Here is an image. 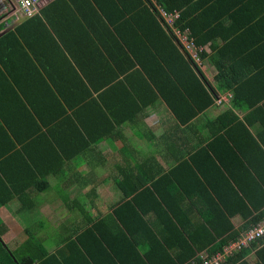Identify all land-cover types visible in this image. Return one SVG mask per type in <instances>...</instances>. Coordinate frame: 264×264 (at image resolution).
<instances>
[{
  "label": "crops",
  "instance_id": "crops-1",
  "mask_svg": "<svg viewBox=\"0 0 264 264\" xmlns=\"http://www.w3.org/2000/svg\"><path fill=\"white\" fill-rule=\"evenodd\" d=\"M93 1L97 0H46L39 6L37 15L13 28L21 29L25 44L20 42L21 46L8 58L13 66V69L7 68L12 76L9 79L10 89L0 88V97L4 96L2 92L14 94L29 110L36 108L37 113L33 114L32 119L27 118L24 124L14 126L10 139L15 149H20L23 144H18L14 139L20 132L18 139L30 144L26 155L33 171H45L50 168V163L52 166L55 164V167L57 161L61 162L56 175L44 176L46 190L29 194L31 206L25 215L18 212L19 204L15 200L0 206L1 249L20 254L18 247L26 243L25 251L32 254L31 257L21 255L20 262L15 259L18 264H151L145 261L144 256L152 264H160L159 246L163 244V236L170 231L167 229L177 227L187 236L194 231L193 225L197 220L202 219L205 210V201L202 200L204 192L197 182L204 181L207 187H219L222 184L236 187L227 169L238 180L240 174L244 173L241 162L247 169L249 165L250 168L252 165L254 167V151L261 149L264 152V118L261 114L254 116L256 107L264 108V99L250 107L253 102L243 101L240 96L235 98L233 90L222 84V80L216 79L218 72L209 62V58L216 55L211 49V41L197 46L190 31L187 28L181 30L178 26L181 24H176L185 10L167 13L159 1L152 0L163 21V30L174 37L175 44L177 40L173 28L185 33L194 49L201 47L200 53L208 48L204 58H200L199 52L197 57L201 67L208 65L209 71L214 74L213 81L205 77V71L198 64H193L212 100L209 106L182 123L155 89L153 94L149 92L143 83L148 78L138 66L130 68L129 61L121 56L109 60L107 52L120 53L111 45L106 25L107 31H100L101 26L96 28L97 39L93 41V46L99 49L93 51L90 59L94 58V62L99 59L101 64L96 63L93 67L98 64L100 71L109 65L104 79L111 80L106 84L108 86H103L105 88L96 91L89 89L76 68L78 61L89 56H85L83 46L77 43L79 34L73 24L80 22L84 26L82 22H85L91 26L99 13L96 11L94 17L88 16ZM205 1L209 0L197 4L200 8L193 13L203 12L212 3ZM82 2L88 3L90 8L86 10ZM76 7H83L86 13L84 11L79 15L75 11ZM161 14L166 16V22ZM128 19L129 15L123 23ZM223 21L224 18L220 22ZM99 32L106 36L101 37ZM101 44L109 50L102 51ZM179 48L190 61V53L183 52L181 46ZM99 53L107 61H101ZM243 69L242 73L247 74V70ZM73 72L84 82V86L79 85ZM249 72L254 74L256 70ZM49 78L57 84L58 92ZM94 79L97 84L99 79L97 76ZM65 81L74 83L78 89H71ZM118 82L121 85L116 87ZM0 86H3L1 79ZM125 87H128L126 91L132 92V100H137L140 110L131 100L128 107V94L123 93ZM49 90L55 94L54 98ZM106 90H114L112 98L124 106L126 103V109L130 108L133 115L124 118L126 116L123 114L117 120L113 113L118 112L116 108L119 104L113 101L103 103L98 98V94H105ZM86 91L89 95L82 100V93ZM91 99L93 103L88 104ZM217 99L219 103H216ZM57 101L62 105L60 116L56 114L60 110V107L56 109ZM94 103L106 109L103 111L106 119L102 118L98 124L93 119L94 114L90 113L95 108ZM67 117L69 120H66ZM102 132L105 134L104 139L97 141L103 138L100 136ZM86 137L96 141H86ZM57 138H70L76 144H82L84 140L86 144L80 151H51L49 145L55 148L53 140H62ZM107 139L114 141L109 142ZM196 152L200 156L197 154L194 157ZM217 168L221 173L215 178L213 175H216ZM162 176H168L169 179L156 184L155 181ZM150 177L152 180H149ZM153 184L157 188L156 200L151 203L145 197L137 198L143 211H138L139 221L133 225L131 209L120 210L121 203L131 201L136 192L133 189V193L125 197V192L129 191L126 188L140 185L152 189ZM231 221L237 230L246 220L237 215ZM123 224L127 225L131 233L127 236V242L123 241L118 230L123 229ZM27 227H41L42 232L36 234L33 241L29 237L33 230ZM21 230L24 236L11 243L12 248L2 241L5 235L10 233L9 236L16 237ZM89 230L91 234H88ZM234 242L226 246L231 247ZM246 248L250 249L245 258L250 264H264L256 257L258 247L253 249L250 245ZM134 252L144 261L138 263ZM203 252L206 251L203 249L200 253ZM118 260H122L121 263Z\"/></svg>",
  "mask_w": 264,
  "mask_h": 264
},
{
  "label": "trees",
  "instance_id": "trees-1",
  "mask_svg": "<svg viewBox=\"0 0 264 264\" xmlns=\"http://www.w3.org/2000/svg\"><path fill=\"white\" fill-rule=\"evenodd\" d=\"M109 1H93L92 9H89L90 5L88 3L82 2L81 5L92 13L88 12V16L94 17L96 11L99 13L96 18L94 17V22H91L93 27L85 22H82L84 26L80 22L73 24L75 31L79 34L77 43L83 46L85 56H89L88 59H81L82 62L78 61L76 67L82 74L81 76L85 84L89 86V89H95L96 91L98 88L108 86L106 84L111 80L104 79L107 75L106 68L110 67L107 62L105 63L107 67L102 68L100 71L98 70V64L95 68L93 67L96 63L101 64L99 59L95 62L93 61L94 58L90 59L93 51L99 49L93 46V41L97 39L96 28L101 26L100 31L101 29L107 31L106 27L108 28L111 36L110 40H112L111 45L114 46L117 53H120L107 52L109 60L113 61L116 57L121 56L129 61L130 68L138 66L148 78V81L143 83L149 92L153 94V89H155L176 118L182 123L192 119L198 112L209 106L212 100L203 86L201 78L198 77L196 67L181 52L180 46H177L178 43L175 44L174 37L168 34L169 37L163 30L164 28H162L161 24L163 21L156 12V4L152 0H112L111 3ZM154 1H157V3L159 1L167 13L185 10L176 24H181L178 25L181 30L187 28L190 31L189 33L197 46L205 45L206 42L211 41V49L216 52V55L210 57L209 62L215 66L218 72L216 79L220 82L222 80V84H226V87L231 88L235 98L238 99L240 96L243 101L253 102L250 107L264 99V0H209L205 1V3H212L203 12L196 14L193 12L200 8L196 5L202 4L203 0H197L193 5L191 3L195 0ZM83 7H76L75 11L79 15L84 11L86 13ZM128 15V21L123 23ZM223 18L224 21L220 22ZM99 35L101 37L106 36L102 32H99ZM16 37H20L19 40ZM20 42L25 44L19 28L10 30L0 37V79L3 85L0 88L2 90L10 89L9 79H12V76L7 68L13 69V66L8 58L21 46ZM100 46L101 50L104 51L105 47L102 44ZM107 50L109 49H105V52ZM99 56L101 61H107L104 55L101 56V53H99ZM205 56L204 52L200 53V58ZM114 64L116 65L115 61ZM119 67L117 66V68ZM71 68L72 71H75L73 67ZM243 68L247 70V74L242 73ZM249 69H255L256 72L251 74ZM75 73L73 72L74 78L79 82L80 86H84V82ZM93 75L99 79L97 84L94 82ZM49 80L51 81L52 79L49 78ZM65 83L70 84L71 89H78L74 83H67L66 81ZM51 85L58 92L57 84L51 81ZM119 85H121L120 82L116 83V87H119ZM127 88L125 87V90L122 88L123 93L128 94L127 96L129 97V106L126 103L125 106L130 107L131 100L136 108L140 110L137 100H132V92L126 91ZM118 89L120 90L121 88ZM103 91L100 90V92ZM120 91L122 92V90ZM2 93L4 96L0 97V206L5 205L10 200H15L19 204L18 212L23 216L31 206L29 194L31 192L41 193L45 191L47 184L44 176L47 174L56 175L61 162L57 161L55 167H53L55 164L52 166V163H50L48 171L31 170L28 163L31 161L26 155V151L30 149V144L20 141L21 138L18 139L20 137L19 132L14 139L17 140L15 142L23 145L20 149H15L14 143L10 139V134L14 133V126L24 124L27 118L32 119L33 114L37 113V109L29 110L14 94ZM113 93L114 90H106L105 94L99 93L98 98L103 103L113 101L119 104L116 108L118 112L113 113V116H117V120L124 115L126 116L124 118H127V116L132 114L131 109H126L119 101H115L112 98ZM49 94L52 98L55 97L52 90H49ZM82 95V100H84V97L89 95V93L86 91ZM138 99L141 103V97ZM92 101L94 100L91 99L87 103L92 104ZM56 104L58 105L56 107L57 110L60 107L56 114L60 116L62 105H59V101ZM94 106L95 108L90 113L94 114L93 119L95 118L98 124V121L102 120V118L106 119L103 112L106 109L97 107L95 103ZM256 114H261L264 118V108L256 107L254 116ZM66 120H69V118L67 117ZM103 134L104 132L100 136L103 137L105 135ZM57 139L62 140H53L55 148L52 149V146L49 145L51 151H80L86 144L84 140L81 141L82 144H76L70 138ZM102 139L104 137L98 138L97 141ZM89 140L90 142L96 141L86 137V141ZM197 154L198 152L195 153L194 157ZM241 164H243L244 173L240 174V179L238 180L233 176L232 171L226 168L229 177L233 179L237 188L225 184L219 187H207L204 181L197 182V186H201L204 192L202 200L205 201V210L202 219L195 221L196 223L193 225L194 231L187 236H184L173 224L172 226L175 228L172 230L171 228L167 229L170 231L163 236V244L159 246V250L161 249L159 251L160 264H201L202 259L198 253L203 249L208 252L207 258L213 257L218 252L223 253V246L237 241L241 234L256 229L259 223L264 220L263 150L254 151V167L252 165L250 168L249 165L247 169L243 162ZM220 173L221 170L217 168L216 175L213 176L216 178ZM168 179V176H162L155 183L158 184ZM149 180H152V178L150 177ZM205 181L209 185L208 180L205 179ZM133 189L136 190L133 198L131 201L121 203L120 210L126 211L128 209L129 211L131 209L132 216H134V223L132 224L135 225L139 221L138 211L140 209L143 211V206L137 202V198L145 197L148 199L147 201L152 203V201L156 200L155 195L157 194L155 192L157 188L154 184L152 189L143 188L140 185L138 187L133 186L126 188L129 191L125 192V197L126 194L133 193ZM182 197L183 195L180 198L182 199ZM161 200L163 201L164 199ZM237 215L246 221L236 230L233 227L231 218ZM118 230L123 241L127 242L128 234L131 235L127 225L123 224V229L119 228ZM88 234H91V230H89ZM29 237L33 241L34 238L36 239L35 236L30 235ZM216 242H218L219 248H216ZM108 244L110 246V243ZM26 245V243L21 245L19 250L24 257H31L32 254L25 251ZM250 245L253 249L258 247L255 253L256 257L261 262H264V235L257 237ZM1 246L0 244V264H10L15 260L16 256L14 255L19 253L6 250L8 253L4 256L1 252L5 250L1 249ZM249 250V248L242 247L231 255H227L221 264H250L249 260L245 259ZM134 256H136L138 263L144 261L135 252ZM144 258L145 261L152 264L148 257L144 256ZM118 261L121 263L122 260Z\"/></svg>",
  "mask_w": 264,
  "mask_h": 264
},
{
  "label": "built area",
  "instance_id": "built-area-1",
  "mask_svg": "<svg viewBox=\"0 0 264 264\" xmlns=\"http://www.w3.org/2000/svg\"><path fill=\"white\" fill-rule=\"evenodd\" d=\"M44 0H0V31L6 27L8 22L17 20V18H31L38 12V6ZM166 22V16L161 14ZM170 23V21L168 22ZM174 36L177 43L183 48V51L190 53L193 60L198 59V51L193 47V43L188 39L187 35L180 30L173 28ZM220 102V101H219ZM218 102V103H219ZM264 235V220L259 223L256 229L241 234L239 239L235 241L231 247L223 248V253L218 252L211 258L202 259L201 264H221L227 255L238 251L242 247H249L257 237ZM246 240V241H245ZM245 241V242H244Z\"/></svg>",
  "mask_w": 264,
  "mask_h": 264
},
{
  "label": "rangeland",
  "instance_id": "rangeland-1",
  "mask_svg": "<svg viewBox=\"0 0 264 264\" xmlns=\"http://www.w3.org/2000/svg\"><path fill=\"white\" fill-rule=\"evenodd\" d=\"M44 1H46V0H44ZM39 5H41V4H39ZM195 50H197L198 52H201V47H198V48H195ZM206 50V51H205ZM205 50H204V52H207V50H208V48H205ZM190 61L192 62V63H196V64H198L199 65V67H201L200 66V60H193L192 58L190 59ZM203 62H204V60H203ZM202 62V63H203ZM202 69H203V71H205V77L207 78V79H209V80H211V81H213V73H211V71H209L210 69L208 68V65L207 64H204L202 67H201ZM220 100L219 99H217L216 100V103H218ZM11 206H13V204H10ZM10 221V220H9ZM28 228V230H33L32 232H30V235L31 234H33V235H31V236H35L36 237V234H40L41 232H42V229H41V227H37V228H30V227H27ZM10 235V233L8 234V235H5V237L4 238H2V241L4 242V243H6V245H8V247H11L12 248V246H10V244L11 243H13L14 241L16 242L17 240H20V238H22L23 236H24V231L23 230H21V231H19V235L18 236H9ZM12 235V234H11ZM21 236V237H20ZM246 241V240H245ZM244 241V242H245ZM14 244V243H13ZM216 245V248H219V244H215ZM20 247H18V249H19ZM4 251V250H3ZM2 254H4V256L8 253L7 251H4V252H1ZM208 253V252H203V253H200L199 254V256L201 257V259H204L205 260V258H206V254ZM21 255H22V253H20V254H17V255H14V256H16L15 257V259H17V260H19L18 262H20V257H21ZM3 256V257H4ZM10 257V256H9ZM11 258V257H10ZM10 264H14V261H12Z\"/></svg>",
  "mask_w": 264,
  "mask_h": 264
},
{
  "label": "water",
  "instance_id": "water-1",
  "mask_svg": "<svg viewBox=\"0 0 264 264\" xmlns=\"http://www.w3.org/2000/svg\"><path fill=\"white\" fill-rule=\"evenodd\" d=\"M26 18H18L15 22H11L8 26H6L4 29L0 31V37L12 30L14 27H16L21 22H24Z\"/></svg>",
  "mask_w": 264,
  "mask_h": 264
},
{
  "label": "clouds",
  "instance_id": "clouds-1",
  "mask_svg": "<svg viewBox=\"0 0 264 264\" xmlns=\"http://www.w3.org/2000/svg\"><path fill=\"white\" fill-rule=\"evenodd\" d=\"M43 2H44V1H43ZM43 2H42V3H43ZM42 3H41V4H42ZM39 6H40V5H39ZM39 6H38V12H39ZM38 12H37V13H38ZM36 15H37V14H36ZM33 17H34V16H33ZM33 17H31V18H33ZM31 18H26V20L31 19ZM17 19H18V18H17ZM15 21H16V20H15ZM15 21H12V22H15ZM10 23H11V22H8V24H7L6 26H8ZM5 251H6V250H5ZM14 263H16L15 260H14ZM16 264H17V263H16Z\"/></svg>",
  "mask_w": 264,
  "mask_h": 264
}]
</instances>
